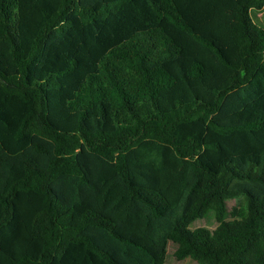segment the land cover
<instances>
[{
  "label": "trees",
  "instance_id": "trees-1",
  "mask_svg": "<svg viewBox=\"0 0 264 264\" xmlns=\"http://www.w3.org/2000/svg\"><path fill=\"white\" fill-rule=\"evenodd\" d=\"M170 242L264 264V0H0V264Z\"/></svg>",
  "mask_w": 264,
  "mask_h": 264
},
{
  "label": "rangeland",
  "instance_id": "rangeland-1",
  "mask_svg": "<svg viewBox=\"0 0 264 264\" xmlns=\"http://www.w3.org/2000/svg\"><path fill=\"white\" fill-rule=\"evenodd\" d=\"M234 203V200L228 201V207L231 208L232 204ZM218 225V221L215 219L213 214H209L205 216L204 218L195 220L191 228L198 227V226H205L210 229H214ZM166 264H200L196 260L188 257L185 259H178L174 255V244L172 242L168 245V255L166 258Z\"/></svg>",
  "mask_w": 264,
  "mask_h": 264
}]
</instances>
